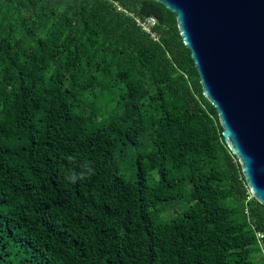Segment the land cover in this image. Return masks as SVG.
<instances>
[{"label":"trees","instance_id":"1","mask_svg":"<svg viewBox=\"0 0 264 264\" xmlns=\"http://www.w3.org/2000/svg\"><path fill=\"white\" fill-rule=\"evenodd\" d=\"M257 232L174 13L0 0V264H264Z\"/></svg>","mask_w":264,"mask_h":264},{"label":"water","instance_id":"2","mask_svg":"<svg viewBox=\"0 0 264 264\" xmlns=\"http://www.w3.org/2000/svg\"><path fill=\"white\" fill-rule=\"evenodd\" d=\"M176 15L204 97L264 206V0H154Z\"/></svg>","mask_w":264,"mask_h":264},{"label":"built area","instance_id":"3","mask_svg":"<svg viewBox=\"0 0 264 264\" xmlns=\"http://www.w3.org/2000/svg\"><path fill=\"white\" fill-rule=\"evenodd\" d=\"M137 26L140 27V29L150 35L151 38L157 39V34L155 32V27L157 25V20L154 17H148L143 20L141 19H136ZM256 239L258 246L261 250V253L264 255V243H263V238L264 234L261 232H257L256 234Z\"/></svg>","mask_w":264,"mask_h":264}]
</instances>
